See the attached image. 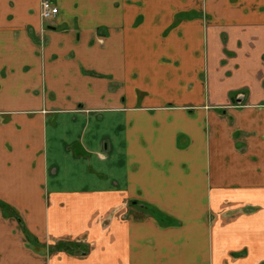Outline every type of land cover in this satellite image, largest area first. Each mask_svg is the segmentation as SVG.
I'll return each instance as SVG.
<instances>
[{
  "label": "crops",
  "instance_id": "0c3cea01",
  "mask_svg": "<svg viewBox=\"0 0 264 264\" xmlns=\"http://www.w3.org/2000/svg\"><path fill=\"white\" fill-rule=\"evenodd\" d=\"M51 1L0 0V264H264V0Z\"/></svg>",
  "mask_w": 264,
  "mask_h": 264
},
{
  "label": "built area",
  "instance_id": "2783aa9c",
  "mask_svg": "<svg viewBox=\"0 0 264 264\" xmlns=\"http://www.w3.org/2000/svg\"><path fill=\"white\" fill-rule=\"evenodd\" d=\"M59 13V7L51 0H42L41 16L45 19H51Z\"/></svg>",
  "mask_w": 264,
  "mask_h": 264
},
{
  "label": "flooded vegetation",
  "instance_id": "af4514ba",
  "mask_svg": "<svg viewBox=\"0 0 264 264\" xmlns=\"http://www.w3.org/2000/svg\"><path fill=\"white\" fill-rule=\"evenodd\" d=\"M43 19L44 20H49V19H45V18H43ZM237 99H241V98H235V100H237ZM0 207L3 208L5 213H7L9 211V207H8V205L5 202H1L0 201Z\"/></svg>",
  "mask_w": 264,
  "mask_h": 264
},
{
  "label": "water",
  "instance_id": "95a60500",
  "mask_svg": "<svg viewBox=\"0 0 264 264\" xmlns=\"http://www.w3.org/2000/svg\"><path fill=\"white\" fill-rule=\"evenodd\" d=\"M233 101H235V100H233ZM237 101H241L240 99H238Z\"/></svg>",
  "mask_w": 264,
  "mask_h": 264
}]
</instances>
